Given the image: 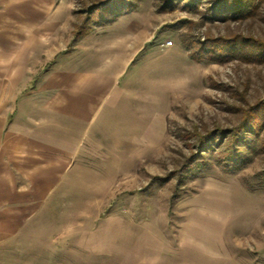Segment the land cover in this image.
<instances>
[{
    "label": "rangeland",
    "instance_id": "1",
    "mask_svg": "<svg viewBox=\"0 0 264 264\" xmlns=\"http://www.w3.org/2000/svg\"><path fill=\"white\" fill-rule=\"evenodd\" d=\"M90 1L71 0L80 23ZM133 1V15L97 27L102 40L144 27L117 80L135 96L133 163L118 169L133 195L95 204L77 236L1 244L0 264H264V0L225 17L214 0ZM148 237L159 246L144 260Z\"/></svg>",
    "mask_w": 264,
    "mask_h": 264
},
{
    "label": "crops",
    "instance_id": "2",
    "mask_svg": "<svg viewBox=\"0 0 264 264\" xmlns=\"http://www.w3.org/2000/svg\"><path fill=\"white\" fill-rule=\"evenodd\" d=\"M72 11L71 0H0L2 246L54 244L59 229L77 236L95 204L136 186L119 188L135 153V96L117 80L145 49L143 24L106 40L98 24L76 36ZM143 242L142 258H154L158 242Z\"/></svg>",
    "mask_w": 264,
    "mask_h": 264
},
{
    "label": "trees",
    "instance_id": "3",
    "mask_svg": "<svg viewBox=\"0 0 264 264\" xmlns=\"http://www.w3.org/2000/svg\"><path fill=\"white\" fill-rule=\"evenodd\" d=\"M185 1V0H184ZM190 1V0H189ZM217 5L211 8L212 14L225 17L232 8L239 7V2L241 0H214ZM137 7L136 2L133 0H91L85 6V17L82 19L81 23L76 26V36L87 32L91 29L93 24L106 25L115 21L118 17L134 11ZM264 103V102H263ZM260 106H258L259 108ZM254 113V112H253ZM252 114V112H251ZM245 123V122H244ZM244 123L240 124L236 128L234 135H236L240 127L244 126ZM230 151V153L225 157V165L232 167L234 165V159L237 155ZM246 158V157H245Z\"/></svg>",
    "mask_w": 264,
    "mask_h": 264
},
{
    "label": "built area",
    "instance_id": "4",
    "mask_svg": "<svg viewBox=\"0 0 264 264\" xmlns=\"http://www.w3.org/2000/svg\"><path fill=\"white\" fill-rule=\"evenodd\" d=\"M172 41H167L166 44H170Z\"/></svg>",
    "mask_w": 264,
    "mask_h": 264
}]
</instances>
